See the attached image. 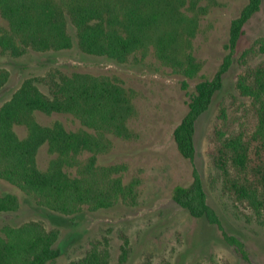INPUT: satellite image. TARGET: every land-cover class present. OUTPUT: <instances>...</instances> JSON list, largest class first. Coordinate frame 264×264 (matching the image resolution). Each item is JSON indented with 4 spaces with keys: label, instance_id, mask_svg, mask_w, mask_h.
<instances>
[{
    "label": "trees",
    "instance_id": "1",
    "mask_svg": "<svg viewBox=\"0 0 264 264\" xmlns=\"http://www.w3.org/2000/svg\"><path fill=\"white\" fill-rule=\"evenodd\" d=\"M198 1L0 0V15L6 22L0 24V48L12 56L29 50L68 49L73 45L72 26L82 52L125 62L131 55L145 56L152 50L163 65L185 77L182 83L187 87L186 78L198 76L203 66L192 47L199 14L207 11ZM262 2L247 0L231 20L222 63L211 78L195 84L188 109L173 130L179 153L190 161L195 155L196 120L221 89L245 25ZM255 55L261 57L248 63L247 58ZM241 58L245 66L236 76L235 93L220 108L208 153L222 193L264 225V33ZM8 76L0 68V88ZM41 83L47 91L39 87ZM135 97L136 91L116 75L68 73L56 67L25 78L0 106V178L33 197L36 204L66 215L83 208H108L117 201L134 204L140 178L124 182L125 163L98 160L99 154L112 148V136L134 137L128 122L136 112ZM36 111L69 114L80 126L68 129L58 119L41 124L34 117ZM15 125L26 128L24 137L16 133ZM42 145L51 155L45 169L37 163ZM192 175L188 185L174 186L172 199L191 216L216 225L225 242L247 260L245 243L225 229L207 200L196 167ZM18 205L13 193L0 194V211H12ZM59 233L41 220L5 226L0 232V264H51L60 253L55 246ZM127 254L122 246L118 264L124 263ZM69 264H110L107 241L95 239L81 258ZM209 264L228 262L213 260Z\"/></svg>",
    "mask_w": 264,
    "mask_h": 264
},
{
    "label": "rangeland",
    "instance_id": "2",
    "mask_svg": "<svg viewBox=\"0 0 264 264\" xmlns=\"http://www.w3.org/2000/svg\"><path fill=\"white\" fill-rule=\"evenodd\" d=\"M247 0H199L206 13L199 14L192 47L203 66L198 76L186 78L163 65L149 50L147 55H131L125 62L82 52L77 46L74 29L69 31L73 45L68 49L29 50L12 56L0 48V68L9 76L0 88V106L8 100L21 82L30 76L44 75L58 67L65 72L82 71L92 74L116 75L127 87L136 91L135 115L128 122L134 132L131 139L112 136V148L99 154L103 164L125 163L124 182L138 176V198L134 204L117 201L111 207L81 211L66 215L36 204L33 197L0 178V194L13 193L19 201L17 209L0 211V232L7 225L17 226L29 220H41L48 228H58L55 243L60 253L51 264H69L81 258L95 239L107 241L110 264H118L122 246L128 254L123 264H209L213 260H226L228 264H264V225L255 220L249 211L237 207L221 191V184L211 163L208 149L212 128L218 121L220 108L228 104L235 93V79L244 68L242 52L255 38L264 33V0L261 8L246 23L238 41L229 70L224 74L223 85L195 123L193 161L178 151L173 130L188 109L190 94L195 84L211 78L222 63L227 50L231 20L236 17ZM0 24H6L0 15ZM261 56L248 57L254 64ZM47 91L44 84H39ZM34 117L49 125L60 120L68 129L80 126L69 114H45L39 111ZM14 130L24 137L27 130L15 125ZM87 155V154H85ZM51 155L47 146L37 152V163L45 169ZM196 167L203 181L208 202L215 208L225 229L238 236L246 246L248 259H243L233 245L225 242L216 225L204 218H196L172 199L175 185H188ZM127 240L128 243H125Z\"/></svg>",
    "mask_w": 264,
    "mask_h": 264
}]
</instances>
